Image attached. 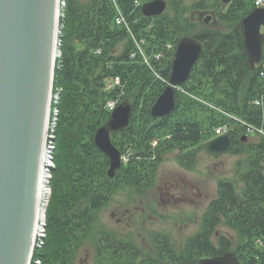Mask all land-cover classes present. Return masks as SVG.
I'll use <instances>...</instances> for the list:
<instances>
[{
  "label": "trees",
  "instance_id": "16d2710c",
  "mask_svg": "<svg viewBox=\"0 0 264 264\" xmlns=\"http://www.w3.org/2000/svg\"><path fill=\"white\" fill-rule=\"evenodd\" d=\"M154 0H64L54 69L53 111L57 112L51 188L45 237L31 264H77L93 245L97 264H148L131 236L103 227L100 214L120 189L155 187L168 154L194 173L203 145L215 130L233 131L236 181H222L200 218L199 229L168 264H198L203 258L234 253L242 264H264V134L248 136L246 126L264 133V69L251 71L238 25L256 0H164L154 18L142 6ZM214 12L218 26L193 14ZM121 17L124 23L117 24ZM193 36L203 51L189 80L176 91V108L153 119L152 107L167 88L180 40ZM264 64V49L263 61ZM120 83L107 90L108 83ZM110 101H129V126L111 140L129 161L110 179L109 159L98 150L97 130L110 119ZM53 118V116H52ZM156 143V144H154ZM124 157V156H123ZM224 227L233 235H222ZM168 241V238H165Z\"/></svg>",
  "mask_w": 264,
  "mask_h": 264
},
{
  "label": "water",
  "instance_id": "95a60500",
  "mask_svg": "<svg viewBox=\"0 0 264 264\" xmlns=\"http://www.w3.org/2000/svg\"><path fill=\"white\" fill-rule=\"evenodd\" d=\"M221 2L226 7L232 0ZM167 7L166 1L154 0L142 6V14L159 17ZM192 17L206 26H217L214 12ZM238 28L249 67L257 71L263 61L264 7L252 11ZM55 35L56 0H0V264H31L34 250L39 247L33 228L46 112L53 99H58V94L53 95L59 56L53 59ZM202 51L203 44L195 37L180 40L169 84L152 107L153 119H164L174 112L176 91L189 80ZM131 113V103H121L95 134L96 147L110 161V179L123 166L111 135L129 126ZM56 116L54 110L51 130L55 129ZM233 145V132L229 131L204 144L203 149L209 156L219 158L230 153ZM38 237L40 242L42 235ZM198 264L242 263L230 252L202 259Z\"/></svg>",
  "mask_w": 264,
  "mask_h": 264
},
{
  "label": "rangeland",
  "instance_id": "374dc122",
  "mask_svg": "<svg viewBox=\"0 0 264 264\" xmlns=\"http://www.w3.org/2000/svg\"><path fill=\"white\" fill-rule=\"evenodd\" d=\"M196 1L199 0H187V3L190 4ZM60 2L59 36L62 34L60 19L64 0H60ZM256 2L257 0L255 5ZM52 105L51 103V125L53 120ZM50 132L49 129L46 135ZM46 143L49 144V141H46ZM177 153H170L165 157L154 188L145 192H139V190L136 191L129 187L120 189L111 204L99 213L103 227L121 237L131 236L135 244L144 252H149L152 236H156L158 240L167 236L170 241L174 242L176 249L182 248L185 241L198 231L200 218L210 201L216 197L219 182L236 181L237 163L243 161L244 158L233 156L230 153L214 158L203 151L199 156L196 171L186 173L179 168L175 160ZM123 156L125 158L122 159L124 165L129 161L131 152L127 151L122 155V158ZM50 163L54 165L53 161ZM52 175L51 173L50 196L52 193ZM48 206L49 203L47 209ZM45 229L44 226L43 238L45 237ZM218 233L228 236L233 235L224 227L219 228ZM38 238L36 244L39 243L40 247L42 241L40 243ZM94 250L93 245H86L79 254L77 264H97Z\"/></svg>",
  "mask_w": 264,
  "mask_h": 264
},
{
  "label": "bare ground",
  "instance_id": "6f19581e",
  "mask_svg": "<svg viewBox=\"0 0 264 264\" xmlns=\"http://www.w3.org/2000/svg\"><path fill=\"white\" fill-rule=\"evenodd\" d=\"M60 0H56V35H55V45H54V54L53 59L58 55V37H59V17H60V9H61ZM49 102V98H48ZM51 110L50 106L47 107L46 112V121H45V129H44V137H43V146H42V154H41V162H40V171H39V179H38V187H37V201L35 205V216H34V228H33V236H39L40 232L43 229V224L45 223V216L47 205L50 200V174L54 169V165H52L53 161V151L50 152L48 148V143H46V131L51 126ZM231 131V130H230ZM233 132V131H232ZM248 136H246L247 138ZM234 140V139H233ZM48 154L49 157L48 158ZM44 230V229H43Z\"/></svg>",
  "mask_w": 264,
  "mask_h": 264
},
{
  "label": "flooded vegetation",
  "instance_id": "af4514ba",
  "mask_svg": "<svg viewBox=\"0 0 264 264\" xmlns=\"http://www.w3.org/2000/svg\"><path fill=\"white\" fill-rule=\"evenodd\" d=\"M257 8H259V7H257ZM165 238H168V237L164 236L163 238L158 240L156 236H152L151 239H150L151 244H150V247H149V252H144L137 245L140 248L141 252L143 254H146V256L148 257V264H168L171 261H176L175 259L178 256L175 257L174 255H170V254L172 252L180 253L181 250L183 249L184 245L182 246V248H177L176 249L174 247V242L170 241L169 238H168V241H167ZM203 259H205V258H203Z\"/></svg>",
  "mask_w": 264,
  "mask_h": 264
},
{
  "label": "built area",
  "instance_id": "2783aa9c",
  "mask_svg": "<svg viewBox=\"0 0 264 264\" xmlns=\"http://www.w3.org/2000/svg\"><path fill=\"white\" fill-rule=\"evenodd\" d=\"M263 6H264V0H257L256 7H263ZM123 23H124V20L121 17H119L117 19V24L121 25ZM262 67L264 69V64L262 65ZM119 83H120L119 78H114L113 80L110 81V85L107 86V90L113 89ZM263 104H264L263 100H257L255 102V105L258 107H262ZM117 107H118V104L116 101H110L107 104V109L110 113H112ZM50 131H51L50 134L46 135V140L49 141L48 148H49L50 152L52 153V151L54 149L53 141L55 139L54 129L53 130L50 129ZM229 131L230 130L227 127H219L218 129L215 130V138L223 136L224 134H226ZM255 134H264V133H263V131H260V130L258 131L256 129H254L253 127L247 125L246 126V136H253ZM48 158H50L49 154H48ZM122 159L124 160L125 158L123 157ZM42 233L43 232H41L40 235H42ZM42 237H43V235H42Z\"/></svg>",
  "mask_w": 264,
  "mask_h": 264
}]
</instances>
